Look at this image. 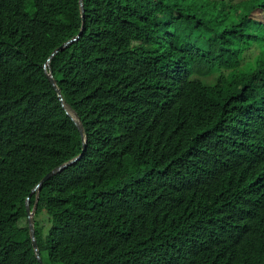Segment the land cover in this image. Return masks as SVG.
Here are the masks:
<instances>
[{
  "label": "trees",
  "instance_id": "16d2710c",
  "mask_svg": "<svg viewBox=\"0 0 264 264\" xmlns=\"http://www.w3.org/2000/svg\"><path fill=\"white\" fill-rule=\"evenodd\" d=\"M84 5L0 0V264L29 196L45 264H264V0Z\"/></svg>",
  "mask_w": 264,
  "mask_h": 264
},
{
  "label": "water",
  "instance_id": "95a60500",
  "mask_svg": "<svg viewBox=\"0 0 264 264\" xmlns=\"http://www.w3.org/2000/svg\"><path fill=\"white\" fill-rule=\"evenodd\" d=\"M81 2V7H82V11H83V18L85 20V5H84V0H80ZM85 26V21H84V25L83 28ZM82 32V31H81ZM79 37L76 36L74 39H71L69 41H67L66 43H64L61 47H59L53 54L52 56H54L59 50H61L62 48H64L65 46H67L68 44H70L73 40H76ZM52 56L50 57L49 60H51ZM48 75L51 79V81L54 83V85L56 86L59 95L62 97V100H64L63 95H62V91L59 88V86L56 83L54 74H53V70L50 69L48 71ZM65 107L67 108V111L70 115H72V117L75 119L82 135L85 137V143H84V147H83V152L81 154H79L78 156H76L75 158H72L71 160L57 166L56 168H54L53 170H51L43 179L40 183H38V185L36 186V188H34L33 192L37 189L40 188L41 185L43 184V182L47 179H49L51 176L55 175L56 173L62 171L63 169H65L66 167L70 166L71 164L75 163L78 159H80L82 157V155L84 154L86 147H87V143H86V136H85V128H84V124L83 121L81 120L80 117L76 116L67 106L66 104H64ZM27 210H28V219H29V227H30V232H31V237H32V241H33V245L35 247V251L37 254V257L39 259V261L41 262V264H45V262L43 261L42 255H41V251L39 248V244H38V238H37V234H36V228H35V212H36V205L34 206V208L31 207V203H30V196L27 198Z\"/></svg>",
  "mask_w": 264,
  "mask_h": 264
},
{
  "label": "rangeland",
  "instance_id": "374dc122",
  "mask_svg": "<svg viewBox=\"0 0 264 264\" xmlns=\"http://www.w3.org/2000/svg\"><path fill=\"white\" fill-rule=\"evenodd\" d=\"M206 81L209 82V83H213V82L216 81V76H213L212 78H207ZM28 223H29V219H28V217H24V218H22L21 221H20V224H21L22 226H25V225H27Z\"/></svg>",
  "mask_w": 264,
  "mask_h": 264
},
{
  "label": "bare ground",
  "instance_id": "6f19581e",
  "mask_svg": "<svg viewBox=\"0 0 264 264\" xmlns=\"http://www.w3.org/2000/svg\"><path fill=\"white\" fill-rule=\"evenodd\" d=\"M74 113V112H73ZM259 135V134H258Z\"/></svg>",
  "mask_w": 264,
  "mask_h": 264
}]
</instances>
